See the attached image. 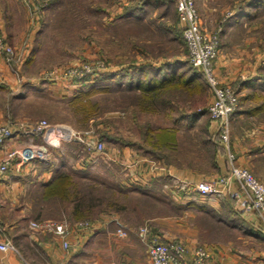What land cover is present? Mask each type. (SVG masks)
I'll return each mask as SVG.
<instances>
[{
    "label": "rangeland",
    "instance_id": "1",
    "mask_svg": "<svg viewBox=\"0 0 264 264\" xmlns=\"http://www.w3.org/2000/svg\"><path fill=\"white\" fill-rule=\"evenodd\" d=\"M0 1L4 5H17L11 17L14 29L29 39V46L23 48L5 39L16 51L24 53V62L12 71L17 83L12 88L5 84L0 87L4 123L32 124L45 119L105 143L106 152L115 156L114 161L102 156L104 159L93 157L92 162L85 164L84 153H79L81 144L71 143L64 144L62 152L52 148L51 160L65 165L63 171L72 175L82 193L95 205L96 218L117 216L127 229L147 227L151 233L152 224L143 220L170 215L171 198L164 195L144 198L138 195L139 191L128 189L125 176L129 164L122 157V150L131 147L156 158L163 154L169 158L170 150L157 139L171 135L172 117L194 116L198 112H203L206 118L188 127L182 124L186 125L182 133L175 134L181 138L185 154H194L196 169L213 171L215 155L222 145L226 146L220 136H210L207 143L208 108L213 95L201 73L189 63L176 0H32L35 8L42 6L40 12L29 7V0ZM201 2L202 7L215 15L209 33L219 36L220 51L223 32L234 25L239 37L234 32L227 44L237 41L243 46L248 42L246 50L252 61H259L263 82L251 96L252 106H259L264 102V3ZM140 9V14H134ZM175 61L178 63L173 71L178 76L173 84L149 94L133 89L158 68ZM81 69L86 71V82L77 84L65 76L68 71ZM51 74L54 76L49 78ZM187 80L192 82L182 86ZM77 90L82 94L74 99ZM242 102L240 96V105ZM51 209H44V220L68 218V213L61 219Z\"/></svg>",
    "mask_w": 264,
    "mask_h": 264
},
{
    "label": "crops",
    "instance_id": "2",
    "mask_svg": "<svg viewBox=\"0 0 264 264\" xmlns=\"http://www.w3.org/2000/svg\"><path fill=\"white\" fill-rule=\"evenodd\" d=\"M201 1L196 0V5L202 30L209 32V25L216 18L210 10L202 7ZM16 9L17 5H4L0 1V32L8 42L12 41L13 46L28 47L29 39L21 36L22 32L13 26L11 17H14ZM136 12L134 14H140L141 9ZM234 32L238 38L239 31L234 25L228 26L223 32V48L215 60V66L221 83L236 87L243 102L230 117V145L229 148L222 145L215 155L213 171L196 169L194 154H185L183 142L178 136L183 127L199 124L206 115L203 112L194 116L182 114L171 118V135L157 139L165 149L170 150L169 158L164 154L156 158L131 147L122 150V157L129 164L125 186L139 191L141 194L138 195L144 198H157L159 195L171 198L168 201L172 207L170 215H154L143 220L152 224L148 239L159 237L162 241H179L190 252L204 247L212 255L209 264H264V222L256 211L246 209V196L238 182L232 183L223 198L174 193L169 185L172 177L198 183L227 175L234 165L249 168L264 183V108L256 109L257 106L253 107L251 101L253 92L259 91L263 76L259 74V61H252L246 50L248 42H243V46H239L237 41L227 44ZM177 63H166L149 79H144V83L153 80L154 88L158 90L164 81L177 78V71H173ZM200 75L206 82L204 74ZM16 83V76L7 65L5 56L0 53V87L5 84L12 88ZM142 89V85H139L134 90L141 92ZM3 120L4 114L0 110V124L4 123ZM206 132L207 143H210V136L218 134V124L209 119ZM9 148L7 145L0 150V160ZM63 148L55 152H62ZM202 153L204 156V149ZM230 154L234 155V160H231ZM64 168L65 165H60L56 160L49 164L34 162L21 171L11 167L0 180V242L8 241L15 247L8 252L0 250V264H152L147 240L140 233L141 227L128 229L126 238L119 237L117 221L121 220L117 216L96 218L91 221L94 224L91 229H79L76 226L78 220L63 218L71 224L72 246L68 251L53 232L31 231L30 221L44 220V209L50 204L43 199L46 185L65 172ZM188 259L191 260V253H188Z\"/></svg>",
    "mask_w": 264,
    "mask_h": 264
},
{
    "label": "built area",
    "instance_id": "3",
    "mask_svg": "<svg viewBox=\"0 0 264 264\" xmlns=\"http://www.w3.org/2000/svg\"><path fill=\"white\" fill-rule=\"evenodd\" d=\"M28 3H30V8L40 12L41 5L35 8L32 0ZM176 7L188 48L189 63L204 74L214 97L208 108L209 118L219 123L218 134L229 148L230 117L240 108V94L232 85H223L218 79L215 60L220 52L219 36L202 30L196 0H176ZM0 53L5 56L6 63L12 71L24 62V53H19L11 47L1 34ZM15 72L18 74V70ZM86 75V71L82 69L68 71L65 74L72 82L79 84L87 81ZM53 76L51 74L49 78ZM35 137L40 139L36 140ZM66 143L81 144L79 153H84L85 164L92 162L93 157L103 158L102 156L108 161H114L115 156L106 152L105 143L94 140L92 135L74 131L70 127L51 124L45 119L32 124L8 122L0 124V150L7 145L10 147L0 160V180L7 175L11 167H15L16 171H21L23 167L34 162L49 164L52 161L53 150L51 149H62ZM230 158L234 160L235 157L230 154ZM234 181L238 182L244 190L246 209L256 211L264 222V183L257 179L247 167L234 165L227 175L204 179L198 183L172 177L169 185L174 193L203 198H223ZM76 226L79 229H91L94 224L91 221L82 220L77 222ZM117 226L118 236L128 237V229L121 221H117ZM29 228L32 232H53L61 239L62 246L67 251L72 246L71 224L66 220H32ZM140 230L142 238L147 240L148 254L152 264H209L212 259L211 253L204 247H198L190 252L179 241H162L159 237L148 239L150 235L148 228L143 227ZM13 249L15 247L10 242H0L1 251L8 252ZM188 253H191V260L188 259Z\"/></svg>",
    "mask_w": 264,
    "mask_h": 264
},
{
    "label": "trees",
    "instance_id": "4",
    "mask_svg": "<svg viewBox=\"0 0 264 264\" xmlns=\"http://www.w3.org/2000/svg\"><path fill=\"white\" fill-rule=\"evenodd\" d=\"M259 3H264V0H259ZM195 69V68H194ZM198 71L197 69H195ZM199 72V71H198ZM203 75V73L201 72ZM175 78L164 81L161 86L158 88V90H155V81L149 80L147 83L137 84V88L139 85H142V92L144 93H155L160 92L166 88L168 84H173ZM86 82V81H85ZM131 86H133L132 81H128ZM192 81H183L182 86H187ZM79 84V83H77ZM133 88V87H132ZM131 88V89H132ZM236 88V87H234ZM136 89V88H133ZM132 89V90H133ZM238 91V89L236 88ZM77 94L74 96V99H79L80 97H77V95L82 94V91L77 90ZM89 92V91H87ZM87 94V93H84ZM264 103V102H263ZM261 103L259 106H257L256 109L264 108ZM95 112V110H94ZM219 138V135H217ZM161 137V136H160ZM160 139V138H159ZM43 199L45 201H48L50 204L48 206L52 207V212L55 213V215H58L63 218V214L68 213L67 219H73V220H86V221H93L96 217L95 215L97 212L94 210L95 205H93L91 202H89L90 199H88L84 193H82V190L78 186V184L74 181V178L71 174L67 172L60 173L56 178H54L52 181H50L43 192ZM54 206V208H53ZM46 209V208H45ZM65 217V216H64Z\"/></svg>",
    "mask_w": 264,
    "mask_h": 264
}]
</instances>
